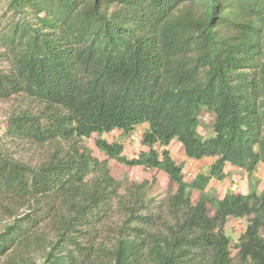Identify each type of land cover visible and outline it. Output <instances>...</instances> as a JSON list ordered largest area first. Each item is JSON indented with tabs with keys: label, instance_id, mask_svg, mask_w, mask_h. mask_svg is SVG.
<instances>
[{
	"label": "trees",
	"instance_id": "16d2710c",
	"mask_svg": "<svg viewBox=\"0 0 264 264\" xmlns=\"http://www.w3.org/2000/svg\"><path fill=\"white\" fill-rule=\"evenodd\" d=\"M5 3L0 97L24 102L6 133L49 149L33 166L0 137V205L13 217L0 264H264V191L219 198L207 188L231 175L227 165L264 164V0ZM202 110L214 114L206 138ZM113 130L129 142L138 133L146 149L125 157L122 142L101 137ZM93 134L96 155L82 143ZM174 139L188 159L213 157L207 174L185 180L164 148ZM108 158L162 170L176 185L164 213L148 210L152 181L123 187ZM114 212L117 232L96 243ZM229 218L247 222L234 254ZM36 250L39 261L27 260Z\"/></svg>",
	"mask_w": 264,
	"mask_h": 264
},
{
	"label": "rangeland",
	"instance_id": "374dc122",
	"mask_svg": "<svg viewBox=\"0 0 264 264\" xmlns=\"http://www.w3.org/2000/svg\"><path fill=\"white\" fill-rule=\"evenodd\" d=\"M5 0H0V23H5L9 19V13H5ZM24 106L22 98L18 96H11L8 98L0 97V137L1 146L3 150L12 158L22 161L30 165H36L41 162L44 156L48 153V146H38L32 144L26 139L13 138L6 133L7 120L11 114L19 109V107ZM214 114L212 112L202 110L199 114V124L198 131L199 134L206 138L212 134V123ZM144 125H139L138 129H142ZM144 129V128H143ZM97 134H93L91 137L83 139L82 143L87 145L92 149L93 154L96 155V150L94 146V139H96ZM108 143H113L114 141H120L123 143L122 154L131 159L137 156L141 149H146L143 145L137 141L129 142L127 137L122 138L118 131L113 130L107 133L101 134ZM164 148H167L170 152L172 158L182 166V172L186 181H191L195 175L198 173L207 174L209 167L214 160L213 157L202 158L200 160L188 159L183 151L181 144L176 140H172ZM100 158H106V156L98 155ZM108 165L110 167V172L112 176L119 180L122 186L130 185L132 183H139L144 180L152 181L149 190L147 191L148 196V210L151 212H156L157 214H163L164 208H159L158 206L162 204L164 199L176 189V185L170 182L166 174L158 169L151 168L145 169L142 166L132 165L127 166L117 162L114 159H107ZM192 161V166L189 162ZM225 170L229 171L230 174L235 176V179H230L231 175L227 174V177L222 180L211 179L207 188L216 197H223L226 191H234L240 193H247L250 189H254L257 192L264 191V165L261 164L259 167L255 166L254 170L249 173L241 167H235L227 165ZM187 171L191 174L188 175ZM229 175V176H228ZM236 184L237 188L233 189V185ZM123 191V189H121ZM199 194L195 191L192 193V200H196ZM1 201V200H0ZM30 209L25 207L17 209L15 215L22 216L24 213L29 212ZM4 209L0 205V231L5 223L11 222L13 217H8L4 215ZM209 213H213L212 209H209ZM246 218H229L224 226V232L230 237L231 240V252L235 253V244L238 241L240 234L244 231L246 227ZM121 225V217L115 212L109 218L106 219L105 223L99 227L98 236L95 238L96 243H99L101 239L107 240L110 235L117 232L118 227ZM44 226V225H43ZM29 257L27 260H35L36 262L40 259V252L29 251Z\"/></svg>",
	"mask_w": 264,
	"mask_h": 264
},
{
	"label": "built area",
	"instance_id": "2783aa9c",
	"mask_svg": "<svg viewBox=\"0 0 264 264\" xmlns=\"http://www.w3.org/2000/svg\"><path fill=\"white\" fill-rule=\"evenodd\" d=\"M139 130H140V129H139ZM138 137H139V136H138V133H136V134H134V135L131 136V139H132L133 141H137V140H138ZM160 149H161V148H160ZM192 164H193L192 161H190V162H189V165L192 166ZM187 174L190 175L191 172H190V171H187ZM236 188H237V185L234 184L232 190H235Z\"/></svg>",
	"mask_w": 264,
	"mask_h": 264
},
{
	"label": "crops",
	"instance_id": "0c3cea01",
	"mask_svg": "<svg viewBox=\"0 0 264 264\" xmlns=\"http://www.w3.org/2000/svg\"><path fill=\"white\" fill-rule=\"evenodd\" d=\"M261 164H263L262 162H259L256 166L259 167ZM264 165V164H263Z\"/></svg>",
	"mask_w": 264,
	"mask_h": 264
}]
</instances>
